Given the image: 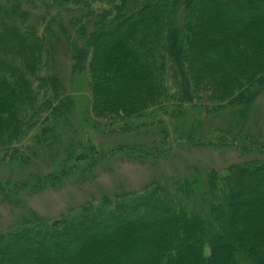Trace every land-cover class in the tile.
<instances>
[{
    "label": "trees",
    "instance_id": "1",
    "mask_svg": "<svg viewBox=\"0 0 264 264\" xmlns=\"http://www.w3.org/2000/svg\"><path fill=\"white\" fill-rule=\"evenodd\" d=\"M69 53L109 132L196 97L209 114L241 104L243 118L264 94V0H0V161L66 147L74 100L58 61ZM210 173L204 204L153 181L0 230V264H264V158Z\"/></svg>",
    "mask_w": 264,
    "mask_h": 264
},
{
    "label": "rangeland",
    "instance_id": "2",
    "mask_svg": "<svg viewBox=\"0 0 264 264\" xmlns=\"http://www.w3.org/2000/svg\"><path fill=\"white\" fill-rule=\"evenodd\" d=\"M72 58L69 53L58 61L67 93L74 100L58 146L66 143L72 149L63 146L56 155L39 157L32 150L29 159L8 156L0 161V230L40 218L49 220L88 201L143 190L153 181L181 182L189 201L204 204L214 168L264 158V94L248 105L243 118L232 110L241 104L209 114L196 97L178 115L179 110L171 116L173 109L159 112L160 122L128 131L114 124L113 133L93 114L90 88L84 74L75 71ZM69 129L77 137L71 138ZM163 145L168 149L155 156L158 152L153 154L150 148ZM143 147L149 154L138 153ZM89 150L94 155L87 158ZM190 192L199 193L198 202ZM45 250L46 245L43 254ZM46 253L43 258L48 257Z\"/></svg>",
    "mask_w": 264,
    "mask_h": 264
}]
</instances>
